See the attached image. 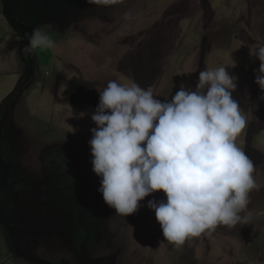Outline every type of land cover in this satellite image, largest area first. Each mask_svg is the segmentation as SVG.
<instances>
[{
	"label": "rangeland",
	"instance_id": "obj_1",
	"mask_svg": "<svg viewBox=\"0 0 264 264\" xmlns=\"http://www.w3.org/2000/svg\"><path fill=\"white\" fill-rule=\"evenodd\" d=\"M37 28L54 41L48 67L38 48L22 51ZM257 44L264 0H0V264H264ZM219 66L238 78L249 120L237 144L257 169L252 215L177 246L147 207L163 192L125 217L104 203L91 115L109 81L151 87L163 102Z\"/></svg>",
	"mask_w": 264,
	"mask_h": 264
},
{
	"label": "clouds",
	"instance_id": "obj_2",
	"mask_svg": "<svg viewBox=\"0 0 264 264\" xmlns=\"http://www.w3.org/2000/svg\"><path fill=\"white\" fill-rule=\"evenodd\" d=\"M25 38L27 54L54 46L39 28ZM253 47L250 56L260 61L254 83L264 94V45ZM237 82L224 66L202 70L194 90L181 84L162 102L151 87L109 81L99 91L91 115L97 127L89 141L104 203L125 217L146 197L163 192L166 201L149 200L147 207L155 212L164 240L177 246L221 225L247 224L257 169L237 144L249 125L233 96Z\"/></svg>",
	"mask_w": 264,
	"mask_h": 264
},
{
	"label": "trees",
	"instance_id": "obj_3",
	"mask_svg": "<svg viewBox=\"0 0 264 264\" xmlns=\"http://www.w3.org/2000/svg\"><path fill=\"white\" fill-rule=\"evenodd\" d=\"M39 50V58L42 61V64L45 67L49 66V49L48 48H38Z\"/></svg>",
	"mask_w": 264,
	"mask_h": 264
}]
</instances>
